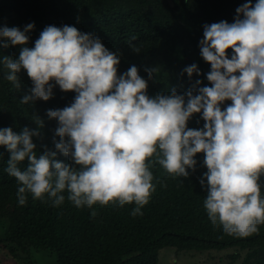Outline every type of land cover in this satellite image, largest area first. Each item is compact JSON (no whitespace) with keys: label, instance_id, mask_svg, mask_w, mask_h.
Masks as SVG:
<instances>
[{"label":"clouds","instance_id":"obj_1","mask_svg":"<svg viewBox=\"0 0 264 264\" xmlns=\"http://www.w3.org/2000/svg\"><path fill=\"white\" fill-rule=\"evenodd\" d=\"M34 27V22L0 26V48L19 49L14 57L0 55L3 78L20 90L19 76L26 72L31 87L20 97L22 104L48 101L57 86L75 95L63 108L46 110L57 122L55 151H36L33 137L43 127L38 116L35 128L0 127V146L9 154L4 172L17 181L19 205L30 193L59 206L66 192L77 208L134 204L130 214L142 215L155 191L151 167L159 164L187 178L189 169L195 171L196 154L203 153L207 171L199 183L207 188L203 206L212 225L239 237L259 231L264 224V0H245L231 23L203 25L198 46L210 65L209 84L201 86L197 79L183 93L172 88L148 95L157 66L143 69L147 79L135 64L118 72L120 51L73 25H47L29 47ZM136 40L131 35L126 42L140 54L143 44L132 43ZM183 73L191 79L200 69L192 63ZM197 113L203 126L188 127Z\"/></svg>","mask_w":264,"mask_h":264},{"label":"trees","instance_id":"obj_2","mask_svg":"<svg viewBox=\"0 0 264 264\" xmlns=\"http://www.w3.org/2000/svg\"><path fill=\"white\" fill-rule=\"evenodd\" d=\"M245 0H0V26L23 27L34 22L29 33L31 47L47 25H73L78 30L98 36L111 51L119 50L118 72L135 64L147 79L145 67L157 66L153 79L148 80V95L168 94L175 88L183 93L201 80L209 84L205 73L210 65L200 56L198 42L203 38V25L233 21L235 9ZM254 2V0H253ZM214 3V6H211ZM131 35L142 43L140 54L126 42ZM18 47L0 48V55L16 56ZM231 52V49L227 50ZM196 63L200 75L194 81L178 84L176 72L181 66ZM0 67V127L35 128L36 117L43 120L40 136L33 137L36 151L45 147L55 151L52 138L57 122L48 119L47 109L70 104L75 93L63 92L57 86L48 101L37 99L33 104L20 103L28 92L31 80L22 71L21 89L3 78ZM176 71V72H175ZM173 72L174 75H173ZM231 103L225 101V104ZM199 120V123L197 121ZM204 121L194 114L188 127L201 128ZM58 140L59 137H56ZM8 152L0 146V205L6 211L0 247L15 255L13 245L24 252L45 251L55 264H159V252L173 248L179 252L204 253L228 249L225 264H264V224L247 237L225 234L219 223L213 226L203 201L207 188L199 183L207 171L204 154H196L195 171L185 177L169 174L159 164L151 167L155 191L142 208V215L133 216L134 204L123 207L115 202L99 203L91 209L77 208L67 200L53 206L47 196L33 199L27 194L25 205L17 202V181L4 172ZM57 159L68 163L63 155ZM26 161L19 166L26 167ZM264 182V176L261 177ZM206 184V182H205ZM264 195V187L261 189ZM11 204V208H10ZM95 211V215L92 212Z\"/></svg>","mask_w":264,"mask_h":264},{"label":"rangeland","instance_id":"obj_3","mask_svg":"<svg viewBox=\"0 0 264 264\" xmlns=\"http://www.w3.org/2000/svg\"><path fill=\"white\" fill-rule=\"evenodd\" d=\"M214 3H211V6ZM190 64L181 66L176 72L178 84H188L194 81L196 75L193 74L189 79L186 73H183V69ZM173 72V75L174 73ZM0 205V237H2L3 226L1 223H5L6 214L9 209ZM11 208V204H10ZM15 255L9 253L6 249L0 247V264H55L52 254L45 251L28 250V252L22 251L16 245H13ZM228 249L223 251H211L204 253L196 252H179L177 253L173 248H165L159 252V264H225L228 261Z\"/></svg>","mask_w":264,"mask_h":264}]
</instances>
